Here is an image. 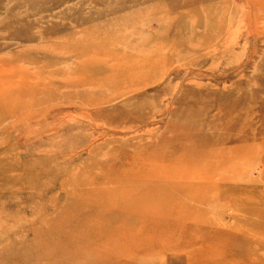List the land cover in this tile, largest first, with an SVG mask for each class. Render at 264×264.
<instances>
[{"label": "rangeland", "instance_id": "obj_1", "mask_svg": "<svg viewBox=\"0 0 264 264\" xmlns=\"http://www.w3.org/2000/svg\"><path fill=\"white\" fill-rule=\"evenodd\" d=\"M77 44L90 51L84 61ZM79 61L91 63L85 74ZM79 72L112 81L87 84ZM223 146L229 182L203 181L211 200L199 210L220 214L214 226L224 231L202 239L196 264H264L253 211L264 203V0H0V264H22L27 249L57 253L40 264H101L89 255L102 244L77 236L113 217L112 228L132 226V214L114 216L103 190L139 162L173 176L177 157ZM130 156L128 170L121 163ZM205 167L181 166L190 184ZM77 248L78 257H64Z\"/></svg>", "mask_w": 264, "mask_h": 264}, {"label": "bare ground", "instance_id": "obj_2", "mask_svg": "<svg viewBox=\"0 0 264 264\" xmlns=\"http://www.w3.org/2000/svg\"><path fill=\"white\" fill-rule=\"evenodd\" d=\"M76 46H78L76 47V49L78 50L77 57L81 58V60H83L82 58H84V56L87 53L90 54V51L87 50V48L82 47V45L77 44ZM80 61L78 64V71L86 70V67H87L86 65L88 66L91 65V63L80 62ZM126 68L128 72H135L137 70V67L133 68L131 64H127ZM79 77L80 78L83 77L82 79L84 83H87V84H97L99 81H105L109 79L110 81H112L111 78L107 75L105 76L100 75V77L95 78V76L94 77L83 76L82 73L79 72ZM167 143H169V140ZM176 144H178V142ZM179 145L178 147L176 145L174 148H173V145L171 146V148L173 149L172 150L173 153H177L180 151L181 147L179 148ZM226 147L223 146V148L221 149V151H219L218 154H215V153L208 154V150H204L203 152L198 151L197 155H191V156L186 155V157L184 158L185 161H182L180 160V158L177 157L176 160L170 163L172 165V169L170 173L172 172L175 173V171L179 170L177 171L178 173L174 174L173 176L169 175L166 169L158 167V165L155 167H151L150 169H143L139 162L140 159H138V162H139L138 165L140 169H137L136 173H133V174L129 173L130 176L127 175V177L129 178L126 180L124 179L123 182L118 179L120 184L117 183L118 181H116L118 185L117 184L115 185L117 186L111 185L112 189H109L107 191L103 190V192L101 193L102 198L103 196L106 198V199L104 198L106 200L105 201L106 206L113 208L112 211L115 217H118L120 215L122 216V219L124 220V222H128L129 216H130L129 214H132L131 215L132 216L131 217L132 226L123 227L125 226L123 225L122 226L123 228L121 227L112 228L113 226H109V225L112 224L116 220V218L113 217L114 221L112 219L111 220L108 219L109 220L108 226L104 225L105 227L103 228V226L98 225V227L95 230H91L89 233H87L88 230H86L84 235H81V237L77 236L76 239L80 238L82 241L84 240L85 241L84 244H87V245H101L102 244L103 247H101L100 250L104 252L105 254H101L100 253L101 251H96L97 252L96 254H98L99 256L94 255V254L89 255V257L92 260H95V261L97 260L101 264L103 263L105 264H156L157 262H159L157 264H196L197 258L194 256L195 255L194 253L202 251L203 248L206 246L205 243L202 242V239L206 240L209 234H211V232L214 233V232L224 231L223 229H218L216 226H214L219 221H221L220 214H218V216L215 217V218H219V221L212 220L211 216L209 215V211L207 209L199 210V209H202L199 206L204 205L205 207H208V204L210 203V200H211L210 199L211 196L204 189V186L202 184L203 181L213 180L215 182L213 184L214 187L215 186L218 187L221 185L219 182H224L225 179H227L226 174L224 172L230 169L229 166L225 165L226 162L229 161L228 158L226 159V154L229 155L230 152L226 151ZM238 148L236 146V150ZM230 150H234V149H230ZM232 153H233V156H231L232 159L238 160L241 156L240 150H237V151L234 150V152ZM126 158H128L126 159V162L122 161L124 163H121V162L119 163H121V165L125 164V168L130 170L129 168L132 165L129 162L132 158L131 156L126 157ZM149 158L154 159L157 157L156 155H152ZM193 161H201V162L206 161V167L208 168L205 167L203 170L198 169L196 171V175H200L199 181L195 182V184L194 183L190 184L192 180H188L186 178L187 173L182 170L181 166L188 168L189 165L192 164ZM122 171H124V169ZM204 171L207 172L205 177H204ZM123 173L125 174L127 172L124 171ZM148 173H150L149 176H148ZM143 175H146L148 177H146V179L145 178L143 179L142 178ZM178 181H185V182H178ZM242 181L243 180H240V183H242ZM250 181H253V180H250ZM250 181H246L244 183L251 184ZM227 182L229 181H225L224 183H227ZM183 185H185L184 188L182 187ZM259 190H260L259 196L263 198L264 185H262V187H260ZM93 191H94L93 189L92 191H89L90 195H92L91 192ZM89 192L87 193L89 194ZM191 192H195L198 195L194 196L195 200L193 202V206H191V210H189L188 201L190 199L189 193ZM99 193L100 192H98V196L99 198H101ZM81 195H78V196H80L81 198ZM93 195H96V194H93ZM87 198L89 199V202H91L90 201L91 196L90 198L89 197ZM104 199H102L101 201L103 202ZM180 199H184V202H180ZM85 203L87 204L88 202L85 201ZM256 209L257 210H253L256 214H258L259 222L256 224V226L259 230L260 229L264 230V210H261V209H264V203L261 205H258ZM197 220H203V221L197 222ZM237 221L238 220L236 219L234 223L236 224ZM196 223H199V224L196 225ZM220 223L228 226L227 222H220ZM135 224H138V228H135ZM151 225L153 227L151 228L150 231H148L149 226ZM53 232H54V229H53ZM206 233H207V236H205ZM222 233L223 232L219 234H222ZM65 237H66V234H65ZM254 240L255 241L258 240L259 242L264 244V236L260 237L256 235L254 236ZM211 242L213 241H210V243ZM37 249L40 250L42 249V247L39 246V248ZM53 249L58 251L57 247ZM159 251H162L168 254L169 258H161L158 261H155L156 259H152L151 261L150 258L145 260V257L140 258L143 255L155 257L158 255ZM31 252L28 253V249H27L25 256H24L25 259L22 264H40L44 262L43 260H47V259L50 260L52 257L57 256V253L53 251L52 249L47 250L46 253L34 254ZM79 254H80V248H77V250L68 249L64 257L67 260H71L73 257H78ZM27 256L30 257V260L33 257L32 263H29L30 261L28 262L26 260ZM36 258L42 261L38 262L36 261ZM83 260L91 261L87 259L85 256H83ZM76 264H82V263L79 262ZM200 264H208V260L204 258L202 259Z\"/></svg>", "mask_w": 264, "mask_h": 264}]
</instances>
